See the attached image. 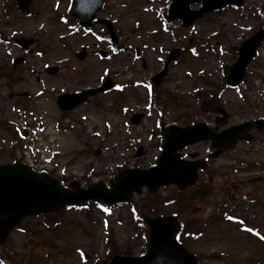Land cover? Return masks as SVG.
Segmentation results:
<instances>
[{"label":"rangeland","instance_id":"374dc122","mask_svg":"<svg viewBox=\"0 0 264 264\" xmlns=\"http://www.w3.org/2000/svg\"><path fill=\"white\" fill-rule=\"evenodd\" d=\"M167 4L106 0L96 19L111 23L118 40L113 46L103 26L76 24L69 16L71 0H31L26 14L13 0H0V164L26 163L25 154L33 148L35 169L42 167L65 186H108L123 169L154 166L170 123L211 125L224 119L232 126L264 119V40L238 88L225 86L235 49L264 31V0H243L240 7L204 15L187 28L180 21L163 22ZM19 38L34 45L22 51L10 41ZM82 48L86 56L78 60ZM175 49L179 57L154 87L156 108L150 79ZM99 52L105 53L103 59ZM16 58L22 63L12 67ZM48 67L58 72L48 75ZM107 77L116 83L110 92L66 113L56 107L59 95L97 87ZM135 114L144 115L137 125L129 122ZM20 127L32 136L18 139ZM250 134V142L224 155L215 156L207 142L185 151L208 159L206 170L215 171L211 189L188 204L189 213L183 203L191 190L178 204L174 186L154 195L143 188L129 203L106 209L90 202L27 218L8 235L0 257L5 264H100L113 254L139 257L147 249V229L135 208L156 196L150 211L177 215L186 232L182 246L198 264H264V134Z\"/></svg>","mask_w":264,"mask_h":264},{"label":"water","instance_id":"95a60500","mask_svg":"<svg viewBox=\"0 0 264 264\" xmlns=\"http://www.w3.org/2000/svg\"><path fill=\"white\" fill-rule=\"evenodd\" d=\"M16 8L21 13L28 12L31 0H14ZM201 2L197 11L190 9L191 4ZM243 0H169V5L163 13L164 21L169 24L172 20L182 21V27H189L205 14L217 11L230 5L240 6ZM70 15L84 28L89 27L96 13L104 7L105 0H72ZM106 26L110 38L116 43L111 25L107 21H97ZM263 38L259 32L246 40L239 49L238 59L232 66L226 84L234 88L244 77L248 62L255 56L256 49ZM24 50L32 44V40H16ZM179 51H172L167 65L175 60ZM85 56L84 49L77 54L78 59ZM103 56V55H101ZM18 59L13 65L20 63ZM167 65L159 74L153 77L154 85H159L164 77ZM48 74L57 72L56 68L47 69ZM114 83L108 79L94 90L64 94L56 99V104L62 112L70 111L83 104L90 97L111 89ZM142 115L131 118L133 124H138ZM262 124V121L257 123ZM252 125L244 123L216 134V128H209L205 123H195L193 126L180 127L175 124L164 129L162 153L156 161V166L148 170H123L110 183L107 189L103 183H96L85 189H65L60 182L44 172H34L23 163L16 162L0 166V245L6 241L8 233L17 227L22 219L38 216L60 210L65 206L78 205L88 201L102 202L112 205L128 202L132 193L139 194L143 187L150 193H155L159 187L175 185L178 190H184L192 185L197 178L196 170L203 168V162L182 160L179 152L186 146L202 140L213 142L221 152L232 149L236 142L251 137L246 136ZM261 126V125H260ZM261 129V127L259 128ZM23 137L28 133L23 130ZM194 158L195 155H190ZM148 227V249L141 257L113 256L108 264H197L194 256L190 255L176 241L179 224L175 217L150 218L142 216Z\"/></svg>","mask_w":264,"mask_h":264},{"label":"trees","instance_id":"16d2710c","mask_svg":"<svg viewBox=\"0 0 264 264\" xmlns=\"http://www.w3.org/2000/svg\"><path fill=\"white\" fill-rule=\"evenodd\" d=\"M202 193V196L204 195V191L201 192ZM195 192H191L190 195L188 197H186V200H188L187 203H183V205L185 206V212L186 213H189L190 209H189V205L190 203H194V202H198L200 200V195L199 193H197L195 196H194ZM183 196L182 193H178L176 192V203L179 204V201H180V197ZM194 197V198H193ZM154 198H156V196H149V203L146 204V203H139V208H137L138 210L137 211H145L147 214H150V215H156V212L157 211H150V203L153 202ZM181 202V201H180ZM167 203H175L174 200L172 201H169ZM189 204V205H188ZM140 209V210H139ZM182 222V221H181ZM185 226H184V223L182 222V229H181V234H184L186 233L185 231Z\"/></svg>","mask_w":264,"mask_h":264},{"label":"flooded vegetation","instance_id":"af4514ba","mask_svg":"<svg viewBox=\"0 0 264 264\" xmlns=\"http://www.w3.org/2000/svg\"><path fill=\"white\" fill-rule=\"evenodd\" d=\"M215 123H219V122H218V121H215L213 124H211V126H214ZM219 131H220V130H219ZM254 131H256V130H254ZM258 133H262V132H258ZM263 134H264V133H263ZM241 143H243V142H241ZM214 152H215V151H214ZM207 161H208V160H207ZM240 163H241V162H240ZM256 166L259 167V168H261V167H260L261 165H259V164H257ZM261 169H262V168H261ZM262 170H263V169H262ZM211 177H212L211 175L208 176L207 182H210V181H211ZM201 178H202V177H201ZM201 178H200V179H201ZM197 184H198V185H199V184L202 185V184H203V180H201V181L198 180Z\"/></svg>","mask_w":264,"mask_h":264},{"label":"snow or ice","instance_id":"6c2138e0","mask_svg":"<svg viewBox=\"0 0 264 264\" xmlns=\"http://www.w3.org/2000/svg\"><path fill=\"white\" fill-rule=\"evenodd\" d=\"M255 234V233H254Z\"/></svg>","mask_w":264,"mask_h":264}]
</instances>
